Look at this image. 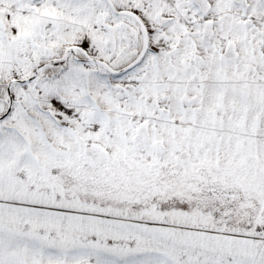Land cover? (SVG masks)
Instances as JSON below:
<instances>
[{
	"label": "snow or ice",
	"instance_id": "snow-or-ice-1",
	"mask_svg": "<svg viewBox=\"0 0 264 264\" xmlns=\"http://www.w3.org/2000/svg\"><path fill=\"white\" fill-rule=\"evenodd\" d=\"M0 264H264V0H0Z\"/></svg>",
	"mask_w": 264,
	"mask_h": 264
}]
</instances>
